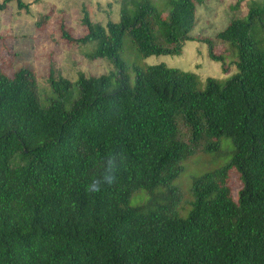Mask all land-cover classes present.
Instances as JSON below:
<instances>
[{"label": "trees", "instance_id": "1", "mask_svg": "<svg viewBox=\"0 0 264 264\" xmlns=\"http://www.w3.org/2000/svg\"><path fill=\"white\" fill-rule=\"evenodd\" d=\"M202 1L167 0L163 18L151 0H122L106 24L84 9L77 42L112 69L73 82L51 67L47 104L32 70H0V264H264V36L252 35L256 19L264 32V5L218 34L238 51L224 82L201 89L193 72L138 60L181 54ZM200 145L227 159L194 175L187 199L176 181ZM110 159L115 183L89 191ZM140 192L146 201L132 205Z\"/></svg>", "mask_w": 264, "mask_h": 264}, {"label": "rangeland", "instance_id": "2", "mask_svg": "<svg viewBox=\"0 0 264 264\" xmlns=\"http://www.w3.org/2000/svg\"><path fill=\"white\" fill-rule=\"evenodd\" d=\"M22 1L25 5L28 4V8L20 9L18 0H12L6 10L0 11V70L9 76L20 69L32 70L43 104L57 97L48 82L51 67L56 76L67 77L73 82L81 74L88 77L98 76L112 69L109 61L91 56L95 48L93 43L84 44L77 42V39L88 32L82 23L84 9L89 12L94 22L106 24L108 19L118 22L121 19L122 0ZM151 1L162 10L163 18L169 15V11L164 8L167 0ZM254 3L264 5V0H203L202 3H197L196 24L190 32L193 39L184 42L181 54L141 58L138 59L141 67L164 63L169 67L193 72L199 77L201 89L205 87L208 77L224 82L238 72V51L231 43L218 40V34L233 20L245 19ZM38 23H41L40 26ZM63 28L74 41L63 36ZM263 34L261 23L256 19L252 26V35L263 39ZM127 41L129 39L126 36ZM259 46L264 52V41ZM212 50L215 54L222 55V59H213L210 55ZM136 54L135 46L125 45L122 52L124 59L132 63ZM132 77L134 79V74ZM75 90L74 85L72 91ZM73 95L77 96V91ZM182 130L187 133L186 127H182ZM185 138L187 140L188 133ZM226 159L225 154L215 157L212 153H205L200 145L196 153L184 162V170L176 185L190 199L193 176L223 165ZM230 186L233 197L237 199L240 184L235 171L230 177ZM146 199V194L140 192L134 196L132 205H141ZM186 209L188 206L182 210V214Z\"/></svg>", "mask_w": 264, "mask_h": 264}, {"label": "clouds", "instance_id": "3", "mask_svg": "<svg viewBox=\"0 0 264 264\" xmlns=\"http://www.w3.org/2000/svg\"><path fill=\"white\" fill-rule=\"evenodd\" d=\"M115 167L114 160H109L106 162L105 165V173L99 179H94L89 185L88 190L92 192H99L101 191L102 187L105 185H112L115 183V174L111 169Z\"/></svg>", "mask_w": 264, "mask_h": 264}]
</instances>
